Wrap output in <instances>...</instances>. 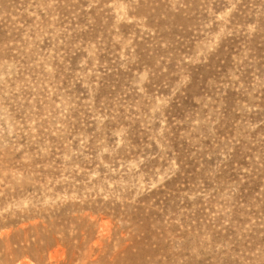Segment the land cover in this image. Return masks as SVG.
I'll list each match as a JSON object with an SVG mask.
<instances>
[{"label":"rangeland","instance_id":"374dc122","mask_svg":"<svg viewBox=\"0 0 264 264\" xmlns=\"http://www.w3.org/2000/svg\"><path fill=\"white\" fill-rule=\"evenodd\" d=\"M107 2L88 7L91 0H63L57 26L64 30L37 40L30 28L33 18L24 12L29 0H0V59L27 65L38 53L50 56L56 69L48 86L29 70L41 87L25 93L34 99L25 100L19 117L29 109L40 118L37 139L28 144L22 136L24 150L0 153V173L25 167L17 161L40 148L47 154L31 161L38 179L59 177L73 163L90 170L99 163L101 147L115 148V133L122 129L125 144L111 156L104 153L106 162L115 166L117 159L142 155L141 170L149 176L157 168L168 171L173 161L179 167L123 207L97 199L47 212L3 214L0 264H147L145 259L161 246L166 217L179 215L193 232L207 230L214 243H224L235 241L249 214L264 212V0H138L129 14L144 17V27L117 23ZM233 4L226 20L217 19ZM29 43L32 48L25 53ZM144 71L149 78L142 94L135 81ZM185 75L188 83L173 94ZM156 97H170L163 109L167 130L164 138L156 137L165 144L163 151L152 138L161 113L149 123ZM197 120L201 123L194 127ZM71 151L76 154L65 161ZM65 187L71 185L59 184L56 191ZM256 204L259 210L251 207ZM220 207L231 212H218ZM97 216L98 223L90 222ZM120 216L131 220V236L111 230L109 217ZM189 264L233 261L209 252Z\"/></svg>","mask_w":264,"mask_h":264},{"label":"clouds","instance_id":"9594fccd","mask_svg":"<svg viewBox=\"0 0 264 264\" xmlns=\"http://www.w3.org/2000/svg\"><path fill=\"white\" fill-rule=\"evenodd\" d=\"M62 2L63 0H29L28 7L24 9V12L33 18L30 28L36 33L35 39H41V34L55 35L64 30L57 26L61 15L58 9ZM98 2L99 0H91L88 7H93ZM137 2L138 0H108L105 7L112 10L117 23L120 21L136 22L144 27V17L129 14V10L133 9ZM233 8H235V4L217 16V19L226 20ZM15 18L13 17V19ZM49 29L53 31L49 33ZM25 37L29 41L32 40V37L27 33H25ZM31 48L32 44L29 43L24 48V52H29ZM207 48L211 50L212 45L208 44ZM16 55L21 56V53L16 52ZM33 55H35V59L30 60L27 65L22 64L20 59L16 58L0 59V153H3L5 149L13 154L24 150L27 145L20 143L22 136L28 138V144L34 143L37 139L35 125L40 118L34 116L33 110L29 109H25L24 116L19 117L25 100L31 104L34 99V97L26 96L25 93L29 90L35 92L37 88L41 87L38 81H33V72L29 70H35L38 77L43 80V85L48 86L56 69L51 63L50 56L45 57L38 53H33ZM22 58L23 56H21ZM137 75L138 79L135 84L138 91L143 94L145 92L143 85L148 81L149 74L144 71ZM189 79L190 77L183 76L180 83L173 89V94L180 85H186ZM169 99L170 97H156L155 103L149 109L152 114L149 117V123L156 119L155 113H161L158 118L160 127L155 130L152 138L156 140L162 151L165 149V144L156 137L164 138V133L167 130L163 109L167 106ZM56 107L60 108L61 105L57 104ZM66 110H62L59 116L63 117ZM200 123V120L195 121L194 127ZM63 126L58 123V127L63 128ZM124 134L123 129L115 133L118 137L115 148L101 147L99 149L96 157L99 163L95 167L89 170L73 163L65 166L61 175L56 178L45 177L41 180L37 178L39 174L32 171L33 156L47 154V148H40L39 153L31 155L25 152L21 160L17 161L18 164L26 165L25 167L7 168L0 173V198H2L0 200V216L5 213L14 216L17 213L47 212L53 207L59 208L69 202L83 205L85 202L97 199L123 207L126 204H133L142 193L156 189L175 174V170L179 166L173 161L168 171H161L157 168L154 170V175H147L141 170L146 159L142 155L129 160L117 159L115 166L111 162H106L102 158L103 154L108 153L111 156L116 152V149L124 145ZM75 154V151H71L65 154L63 159L70 161ZM101 166L103 171H101ZM73 171L77 175L82 174L84 179L75 180L71 174ZM66 183L71 187H65L63 191H56L57 185ZM25 185H32V189L27 190ZM78 185H82V187L78 189ZM17 189H19V194H15ZM192 198L194 197H190V199ZM251 207L259 210L260 205L256 204ZM251 207L249 211H251ZM218 212L228 214L231 212V208L220 207ZM109 218L112 221L111 230L113 232L126 230L129 236L133 234L134 229L130 219L123 216ZM99 220L100 217L97 216L96 220H90V222L98 223ZM173 225L178 226L175 231L172 230ZM161 228V246L157 252L145 259L147 264H189L193 258L199 260L204 253L209 252L221 253L222 256L229 257L233 264H264V212L259 216L249 214L247 223L238 229L235 241L224 243H214L207 230L193 232L189 225L181 221L179 215L174 219L166 217ZM185 232L187 235L182 234ZM153 247L155 248L156 245L154 244Z\"/></svg>","mask_w":264,"mask_h":264}]
</instances>
